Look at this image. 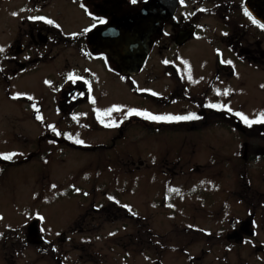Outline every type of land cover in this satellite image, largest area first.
<instances>
[{
  "label": "rangeland",
  "instance_id": "rangeland-1",
  "mask_svg": "<svg viewBox=\"0 0 264 264\" xmlns=\"http://www.w3.org/2000/svg\"><path fill=\"white\" fill-rule=\"evenodd\" d=\"M4 14L5 1L0 0V48L3 49L6 43ZM260 33L256 29L249 32L248 40L253 47H247L258 45L264 50V38L256 35ZM199 49L200 46L192 44L181 50L175 60L155 54L135 77L126 80L111 75L107 82L100 68L91 65L99 81L107 84L100 92L95 91L96 112L92 108H80L75 113L77 122L73 124L55 110L48 112L52 119L61 117L62 132L75 139L79 131L81 138L83 134L85 138L79 140L82 143L72 141L76 146L73 150L61 152L60 148L59 156L52 157L53 172L47 168L48 175L45 168H37V160L5 169L0 176V204L6 210L12 204L11 211L4 212L5 216L12 213L14 223L18 213H26L28 203L41 198L40 207H30L28 212L52 214V224L56 227L64 226L78 212H98L91 210V206L110 213L109 217L125 213L124 207H127L141 216L156 213V229H160L150 227L149 219L140 223L139 228L147 224L152 234L139 235L137 248L124 247V251L129 252L125 264H156L150 263L153 259H161L162 264H264V123H249L264 116V64L247 63L236 67L234 78L213 87L210 84L214 65L212 49L206 45ZM52 51L76 53L63 47ZM165 61L171 66L178 64L180 74H175L174 68H166ZM77 62L86 65L77 58L72 61L73 66ZM231 64L236 65L234 60ZM43 69L49 71L51 67ZM34 75L40 74H28L16 85L17 93L22 98L31 96L44 100V86L48 82L43 78L37 82ZM39 85L43 88H38ZM183 85L186 88H182ZM211 105L220 109L215 110ZM198 107L203 108L205 116L214 110L222 120L230 119L229 116L240 119L253 133L247 135L245 129L231 132L224 127L209 130L213 126L204 124L203 132L171 126L167 128L171 129L170 134L143 136L137 123L138 127L132 132L138 136L127 134L115 143L100 141L103 132L100 127L110 128L122 123L133 110L169 117L174 122L180 113L195 112ZM0 117V156L9 154L8 150L16 142L8 144L13 136L6 122L13 132L40 133L25 105L9 103L3 88H0ZM111 132L115 133L108 131V136ZM30 148L25 150L21 145L19 149L13 148L12 151L18 153L10 160L24 158ZM251 150L253 157H262L260 161H250ZM158 213L168 214L173 219L162 218ZM244 218L253 224L256 235L247 241L229 242L227 235L232 230L229 225L235 221L237 226L233 229H237L239 220ZM105 230L107 242L102 244L103 259L107 264H119L121 244L129 245L124 236L126 232L112 220H108ZM29 249L32 255L27 257ZM182 249L186 257L180 254ZM22 253L18 254L22 258L19 256L17 260L38 263L33 249L27 248Z\"/></svg>",
  "mask_w": 264,
  "mask_h": 264
},
{
  "label": "flooded vegetation",
  "instance_id": "flooded-vegetation-1",
  "mask_svg": "<svg viewBox=\"0 0 264 264\" xmlns=\"http://www.w3.org/2000/svg\"><path fill=\"white\" fill-rule=\"evenodd\" d=\"M3 1H5L3 27L6 43L4 54H0V81L5 84L0 83V88H3V94L9 103L11 101L25 105L29 110L32 123L39 128L40 133L23 134L16 130L13 132L12 126L6 122L13 136L8 144L16 141L13 147L15 149H19L20 145L24 149L31 148L27 154L19 150V153H25V156L17 161L0 156V176L5 169L21 167L33 160H37V168L39 169L40 166L42 169L45 168V174L48 175L51 169L53 172L52 157L59 156L60 148L61 152L73 150L76 146L72 141L85 138V134H83L84 138H81L79 131H77L79 137L75 139L62 132L59 125L61 117L52 119L48 117V112L55 110L62 118L68 117L66 120L73 124L77 122L78 117L75 113L80 108H92L96 112L98 100L95 91L100 92V88H106L105 81L108 82L109 76L126 80L137 75H124L114 63L107 50L106 33L103 29L109 25L129 23V19H133V16L147 3L153 10L146 23L149 27L150 39L145 65L155 54L158 57L164 55L165 59L175 60L181 50L192 44L200 46L199 50L206 45L212 49L211 57H214L210 84L215 87L224 85V82L234 78L236 67H242L247 63L264 64V50L258 45L256 48L247 47L250 45L253 47L248 36L254 29L259 33L262 32L256 34L258 38H264V24L258 22L249 13L248 0H136L135 3L132 0ZM156 5L159 7L157 11ZM38 17L44 19H36ZM48 20L53 23H47ZM101 20L104 23H100ZM86 29L88 31H85ZM56 47L73 49L76 53H53L52 50ZM77 58L86 65L82 66L77 62L73 66L72 61H77ZM232 60L238 66L232 65ZM91 65L100 68L105 81H99ZM165 66L174 68L173 72L180 74L181 68L178 64L171 66L166 63ZM44 67H51V70L45 71ZM34 73L40 74L37 77L34 75L35 81L39 82V79L43 78L48 82L44 86V100L42 97L22 98L17 93L16 85L22 79H26L28 74ZM70 76L73 79H69ZM180 79H182L181 76ZM38 88L43 87L39 85ZM182 88L186 86L183 85ZM195 113H199L201 118H196L194 122L207 123L202 107H198ZM37 116L41 119H37ZM0 120H2L1 117ZM161 120L157 122L132 114L122 120V123L120 121L110 128L103 126L95 129L98 131L100 129V132L103 130L100 141L110 140L115 143L127 134L138 136V133L132 132L135 130L134 127H138L137 123L141 126L143 136L149 134L147 132L149 129L155 131L156 128L162 130L171 127L172 122L169 117ZM212 129L219 128L209 130ZM108 131H115V133L111 132L108 136ZM170 133L171 131H167L156 135ZM89 142L92 141L89 140ZM12 149L8 150L7 156H16L18 152ZM261 158L258 157L256 160L260 161ZM47 168H51L49 172ZM41 200L42 198L35 203H28L26 213H18L14 223L12 213L8 216L4 214L5 211H11L12 204L8 210L0 204V264H33L32 261L17 260L19 256L22 258V255L18 256V254H23L22 252L27 248L33 249L38 259L37 264H107L102 255V244L107 242L105 226L108 220L115 221L121 227V231L126 232L124 236L128 238L129 245L121 244L122 254L119 256V264H125L129 252L124 251V247L137 248L140 242L139 235L152 234L146 228L147 224L144 228H139L140 223L144 224L145 220L149 219L150 227L155 230L159 228L156 229V213L141 216L124 207L125 213L112 215L111 218L110 213L102 212L100 210L103 209L94 206L90 209L98 212H78L64 226L56 227L52 224V214L43 211L28 212L30 207L38 209ZM162 214L158 213L162 218L173 219L168 214ZM244 219L239 220L237 229H233L237 226V224L234 225L235 221L229 225L232 229L227 235L229 242L247 241L256 235L255 229L252 228L253 224L247 221V218ZM21 249L24 250L21 251ZM31 253L30 250L27 257L32 255ZM182 253L185 257L187 256L185 249L180 251L181 255ZM150 263L162 264L163 261L153 259Z\"/></svg>",
  "mask_w": 264,
  "mask_h": 264
},
{
  "label": "water",
  "instance_id": "water-1",
  "mask_svg": "<svg viewBox=\"0 0 264 264\" xmlns=\"http://www.w3.org/2000/svg\"><path fill=\"white\" fill-rule=\"evenodd\" d=\"M154 5V4H153ZM156 11L158 6H155ZM248 11L264 23V0H248ZM153 8L147 3L129 19V23L104 28L108 52L123 74L137 73L149 54V27L146 25ZM131 20V21H130Z\"/></svg>",
  "mask_w": 264,
  "mask_h": 264
},
{
  "label": "trees",
  "instance_id": "trees-1",
  "mask_svg": "<svg viewBox=\"0 0 264 264\" xmlns=\"http://www.w3.org/2000/svg\"><path fill=\"white\" fill-rule=\"evenodd\" d=\"M203 114H204V111H203ZM187 116H195L196 118H201V115L199 113H195L193 111H189L188 113L179 114V116H177V117H187ZM204 117L205 118L211 117L210 119H208L206 121L207 122L206 124H208L207 125L208 127L209 126H213L212 128H223L224 127V128H227L231 132L233 130H237V131L243 132L244 129H245V131L247 130V135L253 133L252 130H248L249 129L248 127H247V129L245 128L244 123H241L237 119H234L232 116H229L230 119L229 118H225L224 120L218 118L216 116V113H215L214 110H210V114H208L207 116H205V114H204ZM196 118L195 119H176V121L174 120V122H172L170 124V126H173V127L174 126H179L181 128H184L186 131H188V130L201 131V130L205 129L203 127L204 126V122H194L196 120ZM235 120H236V124L234 122ZM238 125L241 126L242 130L238 129ZM167 131H169L167 128L164 129V130L163 129L159 130V129L156 128L155 131L149 129L147 132L149 134H159V133L167 132ZM252 153H253V151L251 150L250 161L253 162L258 157H253Z\"/></svg>",
  "mask_w": 264,
  "mask_h": 264
},
{
  "label": "snow or ice",
  "instance_id": "snow-or-ice-1",
  "mask_svg": "<svg viewBox=\"0 0 264 264\" xmlns=\"http://www.w3.org/2000/svg\"><path fill=\"white\" fill-rule=\"evenodd\" d=\"M132 2L135 3L136 0H132ZM13 15H16V13H13ZM36 19H44V18H42V17H38V18H36ZM47 23L51 24V23H53V21L48 20ZM100 23H104V21L101 20ZM93 27H95V25H93ZM85 31H88V30L86 29ZM4 51H5V50H4L3 48H0V53H3ZM165 63H167V62L165 61ZM69 79H73V77L70 76ZM46 83H47V82H46ZM29 99H31V97H29ZM132 114H135V115H144L145 118H147V119H152V120L166 119L165 117L153 116V115H151L150 113H140V112H135L134 110H133L132 112H129V115H132ZM195 118H196L195 116H187V117H176L175 119H195ZM37 119H41V117H40V116H37ZM246 122H247V121H246ZM249 123H264V116H262L260 120H257V121H251V122H249ZM76 143H82V141L77 140ZM3 158H4V159H10L11 157L6 155V156H4ZM53 187H54V186H53ZM110 199H111V197H110Z\"/></svg>",
  "mask_w": 264,
  "mask_h": 264
}]
</instances>
